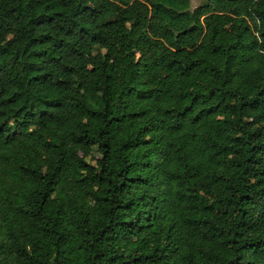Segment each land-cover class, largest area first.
Here are the masks:
<instances>
[{
  "label": "trees",
  "instance_id": "16d2710c",
  "mask_svg": "<svg viewBox=\"0 0 264 264\" xmlns=\"http://www.w3.org/2000/svg\"><path fill=\"white\" fill-rule=\"evenodd\" d=\"M0 264H264V0H0Z\"/></svg>",
  "mask_w": 264,
  "mask_h": 264
},
{
  "label": "rangeland",
  "instance_id": "374dc122",
  "mask_svg": "<svg viewBox=\"0 0 264 264\" xmlns=\"http://www.w3.org/2000/svg\"><path fill=\"white\" fill-rule=\"evenodd\" d=\"M203 2H204V0H192V5L198 6V5L202 4ZM99 97H100L99 94L94 95L95 99H99ZM91 193H92V191H90V195H91Z\"/></svg>",
  "mask_w": 264,
  "mask_h": 264
}]
</instances>
